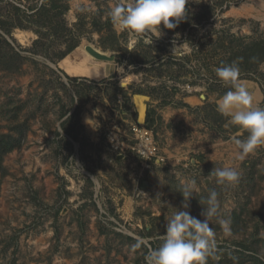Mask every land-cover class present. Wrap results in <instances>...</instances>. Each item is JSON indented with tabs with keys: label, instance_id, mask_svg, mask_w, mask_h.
<instances>
[{
	"label": "rangeland",
	"instance_id": "rangeland-1",
	"mask_svg": "<svg viewBox=\"0 0 264 264\" xmlns=\"http://www.w3.org/2000/svg\"><path fill=\"white\" fill-rule=\"evenodd\" d=\"M6 1L12 0H1L0 11L11 22ZM117 2L68 0L69 10L59 17L79 40L65 57L83 47L84 60L105 63L107 75L72 76L81 78L79 84L63 83L69 75L60 60L28 51L37 38L30 28L15 27L14 40L9 38L21 58L0 43V138H17L0 171V264H145L149 248L162 242L167 220L182 210L184 187L193 180L196 191L187 209L192 216L204 219L210 194L217 193V215L210 218L215 247L206 264H264V155L259 165L237 169L235 186L219 185L189 159L144 169L135 152L114 150L106 136L107 128L116 127L132 143L137 90L147 95L152 114L179 92L202 93L207 100L229 90L214 70L233 63L239 80H253L264 90V0H189L185 21L175 29L161 24L159 39L150 44L144 43L147 36L135 38L131 50L134 38L108 15ZM45 42L52 55L66 47L59 32ZM86 46L114 59L98 60L85 53ZM212 105L207 102V119L226 122L211 112ZM232 129L227 124L217 134L227 138Z\"/></svg>",
	"mask_w": 264,
	"mask_h": 264
},
{
	"label": "clouds",
	"instance_id": "clouds-1",
	"mask_svg": "<svg viewBox=\"0 0 264 264\" xmlns=\"http://www.w3.org/2000/svg\"><path fill=\"white\" fill-rule=\"evenodd\" d=\"M199 3L200 0H195ZM189 0H118L108 15L114 26L122 33L126 32L131 40L129 50L137 43L135 38L149 39L144 43L152 44L153 38L162 36L161 24L166 29H175L187 19L186 5ZM176 47H174L173 51ZM216 78L230 86L216 104V110L228 118V122L246 132V138L235 139L238 158L244 159L257 147L264 146V107L253 106L254 96L240 84V70L237 65L228 64L215 68ZM219 185L235 186L240 174L233 167L215 168L211 171ZM196 191L195 181L185 185L182 210L176 211L166 222L161 243L149 248L144 256L145 264H206L208 256L215 247L214 230L210 218L217 215L216 196L212 191L208 207L201 215L204 219L192 216L187 210L188 200ZM223 225L225 222L220 221ZM143 244V241H140Z\"/></svg>",
	"mask_w": 264,
	"mask_h": 264
},
{
	"label": "crops",
	"instance_id": "crops-1",
	"mask_svg": "<svg viewBox=\"0 0 264 264\" xmlns=\"http://www.w3.org/2000/svg\"><path fill=\"white\" fill-rule=\"evenodd\" d=\"M55 69L60 74L65 72L63 69V72L57 70V68ZM70 77L76 78L77 81L67 79L64 75L61 81L67 85L79 84L78 80L81 78ZM238 82L246 86L252 92L254 96V105L263 103L264 90L257 82L253 80H239ZM105 85L107 84L105 83ZM223 94L219 95L214 93L205 100V96L202 93L179 92L176 93L174 99L172 97L166 105L155 108L156 113H151L149 120L151 124L158 126V133L161 139L160 153L166 160L163 163L155 164L158 166L167 164L174 167L189 159L192 167L197 168V170L204 169L203 172L205 171L208 173L215 168L222 167H233L236 170L239 168L240 170H238L242 172L243 164L247 165L248 168H250L249 164L252 166L260 164L258 160L260 159V155H264V146L257 147L253 152L246 155L244 159L238 158V149L234 141L237 136L243 134V131L237 126L232 125L233 129L232 132L229 133L230 137L224 138L217 134L219 128L225 129L226 125L230 124L228 118L222 116L216 110V104ZM144 96L147 98V95ZM210 101L214 103V105H212L213 111L211 112L221 116L222 119L226 118V122H223V120L215 119L211 121V119H207L209 117V113L207 112H210V109L207 108V102ZM147 107L148 109L151 107V104L148 102ZM205 110H207V116H205ZM134 111L136 121L137 113L136 110ZM93 124L95 126V122H93ZM212 126L213 129L211 128ZM181 129H185L183 134L178 132ZM211 133L212 138L210 136ZM73 137L77 140L76 135H73ZM200 159H202V161ZM204 179L205 182L209 181L208 178Z\"/></svg>",
	"mask_w": 264,
	"mask_h": 264
},
{
	"label": "trees",
	"instance_id": "trees-1",
	"mask_svg": "<svg viewBox=\"0 0 264 264\" xmlns=\"http://www.w3.org/2000/svg\"><path fill=\"white\" fill-rule=\"evenodd\" d=\"M17 1L20 2L22 0ZM19 2L17 3L13 0L5 2L10 6L11 9H9L7 12V14H9L8 19L13 20L11 22L4 20L0 11V43L5 44L10 49V52L17 56V58H21V54L14 50V46L9 40V38L11 40L13 39L12 30L15 27L23 29L30 28L33 32H35L37 34V38L33 41V45L30 49H28V51L34 54H41L53 63H58L59 60H61L78 46V36L71 28L66 26V21L63 18H59L69 10L70 6L68 0H41L39 3L24 7H21ZM45 26H47L46 30H44ZM58 32L62 37L65 36L66 47L61 52L52 55L49 50L50 44L46 43L45 39L49 36L58 34ZM19 47L21 46L19 45ZM4 61L8 63V61L11 60L5 59ZM68 79L74 80L76 78H71L68 76ZM137 93L143 94L140 90H137ZM150 114V108H147L145 122V125L147 126H152L149 120ZM16 140L17 138H14L9 134L1 135L0 171L3 170L2 159L4 154L14 148V143Z\"/></svg>",
	"mask_w": 264,
	"mask_h": 264
},
{
	"label": "built area",
	"instance_id": "built-area-1",
	"mask_svg": "<svg viewBox=\"0 0 264 264\" xmlns=\"http://www.w3.org/2000/svg\"><path fill=\"white\" fill-rule=\"evenodd\" d=\"M129 130L132 136V143L124 139L123 132L119 128H107L106 136L114 150L131 149L139 156L144 169L150 168L152 163H163L166 161L165 157L160 153L161 146L157 129H154L153 126L139 124L136 120L131 123ZM182 165H188V162Z\"/></svg>",
	"mask_w": 264,
	"mask_h": 264
},
{
	"label": "bare ground",
	"instance_id": "bare-ground-1",
	"mask_svg": "<svg viewBox=\"0 0 264 264\" xmlns=\"http://www.w3.org/2000/svg\"><path fill=\"white\" fill-rule=\"evenodd\" d=\"M15 37L19 41L23 40L21 33H16ZM82 48L80 49L82 50ZM80 49H77V51L74 52V56L70 55L69 57L62 58L59 61V66L70 76L87 77L92 79L104 76L107 73L105 63L95 62L93 58L84 60ZM85 53L89 54L87 50Z\"/></svg>",
	"mask_w": 264,
	"mask_h": 264
},
{
	"label": "water",
	"instance_id": "water-1",
	"mask_svg": "<svg viewBox=\"0 0 264 264\" xmlns=\"http://www.w3.org/2000/svg\"><path fill=\"white\" fill-rule=\"evenodd\" d=\"M87 52L98 60H113V56H109L102 51L96 50V48L92 46H86ZM52 66L56 67V65L52 64ZM59 67V66H58ZM125 86V82H122ZM145 96L141 93L133 94V104L137 113V122L139 124H145L146 122V115H147V103L145 102Z\"/></svg>",
	"mask_w": 264,
	"mask_h": 264
}]
</instances>
